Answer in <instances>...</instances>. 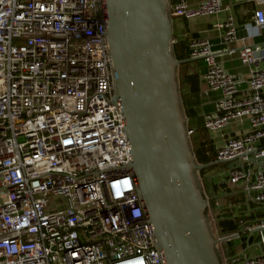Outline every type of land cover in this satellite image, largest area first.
I'll use <instances>...</instances> for the list:
<instances>
[{
  "label": "built area",
  "instance_id": "obj_1",
  "mask_svg": "<svg viewBox=\"0 0 264 264\" xmlns=\"http://www.w3.org/2000/svg\"><path fill=\"white\" fill-rule=\"evenodd\" d=\"M233 2L251 4L264 37V0ZM166 4L171 19L224 11L216 27L224 40L236 38V18L221 0ZM106 25L104 0H0V264H165L128 166L121 106L112 102ZM187 47L188 58L205 62L200 82L220 94L205 129L236 125L215 147L227 165L225 188L259 212L217 233L220 264H264V252L246 251L264 245V42L238 50L245 76L228 73L205 38L190 37ZM205 196L216 218L218 202ZM236 240L241 250L223 246Z\"/></svg>",
  "mask_w": 264,
  "mask_h": 264
},
{
  "label": "water",
  "instance_id": "obj_2",
  "mask_svg": "<svg viewBox=\"0 0 264 264\" xmlns=\"http://www.w3.org/2000/svg\"><path fill=\"white\" fill-rule=\"evenodd\" d=\"M113 103L131 149L128 166L165 264H220L197 186V164L180 105L166 0H104Z\"/></svg>",
  "mask_w": 264,
  "mask_h": 264
},
{
  "label": "crops",
  "instance_id": "obj_3",
  "mask_svg": "<svg viewBox=\"0 0 264 264\" xmlns=\"http://www.w3.org/2000/svg\"><path fill=\"white\" fill-rule=\"evenodd\" d=\"M204 0H187L188 4L195 5ZM223 6L230 5L228 13L236 18V38L232 41H226L223 38V32L221 29L216 27V24L220 23L226 17L224 11L212 14L198 16L189 20H175L176 30L175 34L178 36H186L188 34L196 35L197 37L205 38L209 41L212 50L220 52L218 60L222 62L225 70L232 75H246L248 67L243 65L238 58V50L244 45L261 44L264 42L262 29L256 28L254 22L251 19V4H235L233 0H221ZM248 10V13L246 12ZM174 23V22H173ZM234 50L230 52L229 50ZM264 63V62H263ZM198 75L205 69V62L200 59L196 63ZM241 89L246 90V83L241 84ZM219 92L209 90L204 84L200 82V114L205 118L211 116L215 112V104L219 98ZM236 128V125L230 124L226 127L222 133L212 134L213 141L216 145L221 142L224 136L221 134L232 133ZM218 164V163H217ZM216 165V164H215ZM211 169V168H210ZM207 169L210 174L209 181L215 184L217 187L213 189H206L203 186L202 190L205 195L210 196L218 202V207L213 209V215L218 219L231 218L237 220L236 217L249 214V219H254L259 216L258 211L248 212V205L244 202V198L241 194L233 195L230 190L225 188L223 183V170L216 172ZM220 185V188L218 185ZM210 185V184H209ZM217 223V222H216ZM236 245V244H235ZM256 249L255 246H251ZM236 248V247H235ZM261 252H264V247L259 248ZM260 252V253H261ZM259 254L258 252H255Z\"/></svg>",
  "mask_w": 264,
  "mask_h": 264
},
{
  "label": "trees",
  "instance_id": "obj_4",
  "mask_svg": "<svg viewBox=\"0 0 264 264\" xmlns=\"http://www.w3.org/2000/svg\"><path fill=\"white\" fill-rule=\"evenodd\" d=\"M185 20V19H181ZM173 36L176 42L172 44L171 51L176 59L182 60L188 58V38L197 37L188 34L186 36H178L174 31V23L172 21ZM197 60L182 63L176 67L175 77L177 81L179 99L181 109L187 121V128L193 132L188 136L189 143L197 164H207L216 161V148L213 137L204 127V117L200 114V78L196 66ZM179 70V72H178ZM216 165L199 170L204 173L206 169H210ZM206 179V178H205ZM210 184V185H209ZM221 184L218 185L220 187ZM215 189L217 186L210 183L205 184L206 189ZM208 189V190H209ZM238 230V225L234 219L224 218L218 219L216 231L220 235L229 234ZM224 246H230L231 242Z\"/></svg>",
  "mask_w": 264,
  "mask_h": 264
},
{
  "label": "rangeland",
  "instance_id": "obj_5",
  "mask_svg": "<svg viewBox=\"0 0 264 264\" xmlns=\"http://www.w3.org/2000/svg\"><path fill=\"white\" fill-rule=\"evenodd\" d=\"M172 21L174 22V30H176L175 20L172 19ZM178 72H179V70H178ZM185 127H186V130H187L188 128H187V121L186 120H185ZM226 167H227L226 164L218 163V164H216V166L212 167L210 170H213V171H216V172H220L221 170H225ZM209 172L210 171H208L207 169L204 171V173H200L199 170H195V172H194L196 184L201 189L202 192H203V190H202L203 186H205V184L208 183V178H210V177H208V176H210ZM205 215H206V218H207V225H208L210 234L212 235L213 238H216V235H217V231H216L217 223L216 222H217V220H216V218L211 216V214L209 213V211L207 209L205 211ZM258 235H259L258 233L254 235V238H253L252 242H256V241L259 240V236ZM262 236L264 237V230H262ZM232 246H237L238 250L242 249V246L239 244V240L231 242V247ZM253 246H255V245H253ZM255 247H256V249L254 247H249L248 249H246L247 253L250 256L256 255L257 253H255V252H258V253L261 252L260 249L257 246H255ZM263 247H264V245H263ZM220 248H221V245H219L218 243H216L214 245L215 252H216V254L218 256L219 262L221 263L222 262V255H221Z\"/></svg>",
  "mask_w": 264,
  "mask_h": 264
}]
</instances>
